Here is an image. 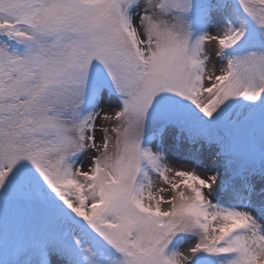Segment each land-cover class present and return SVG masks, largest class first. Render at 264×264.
Listing matches in <instances>:
<instances>
[{
	"label": "snow or ice",
	"instance_id": "snow-or-ice-1",
	"mask_svg": "<svg viewBox=\"0 0 264 264\" xmlns=\"http://www.w3.org/2000/svg\"><path fill=\"white\" fill-rule=\"evenodd\" d=\"M0 264H264V0H0Z\"/></svg>",
	"mask_w": 264,
	"mask_h": 264
},
{
	"label": "rangeland",
	"instance_id": "rangeland-1",
	"mask_svg": "<svg viewBox=\"0 0 264 264\" xmlns=\"http://www.w3.org/2000/svg\"><path fill=\"white\" fill-rule=\"evenodd\" d=\"M210 51H211V49H210ZM209 67L211 68L212 65L210 64ZM98 123H99V121H98ZM81 159L83 160L85 158L82 157ZM170 159H171V157H170ZM213 160H214V157L212 156V154L210 153V151L206 147L204 150V154L202 156V162L207 166L208 164L212 163Z\"/></svg>",
	"mask_w": 264,
	"mask_h": 264
},
{
	"label": "bare ground",
	"instance_id": "bare-ground-1",
	"mask_svg": "<svg viewBox=\"0 0 264 264\" xmlns=\"http://www.w3.org/2000/svg\"><path fill=\"white\" fill-rule=\"evenodd\" d=\"M211 49V48H210Z\"/></svg>",
	"mask_w": 264,
	"mask_h": 264
}]
</instances>
